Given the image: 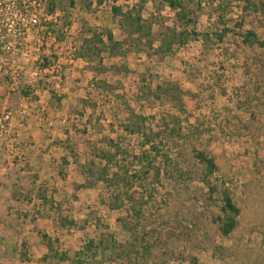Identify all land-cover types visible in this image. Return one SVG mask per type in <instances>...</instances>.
<instances>
[{
    "label": "rangeland",
    "instance_id": "rangeland-1",
    "mask_svg": "<svg viewBox=\"0 0 264 264\" xmlns=\"http://www.w3.org/2000/svg\"><path fill=\"white\" fill-rule=\"evenodd\" d=\"M51 1L53 11H47L52 21L28 28L19 53L6 54L0 45V65L2 60L6 63V71L0 70V109L16 110L24 105L27 111L21 127L19 118L14 120L12 149L0 165V264H58L53 257H46L40 234L54 237L52 219L59 208L75 220L74 227L65 230L56 245L62 250L71 254L78 251L94 236L98 218L119 244L130 242L123 224L124 211L110 210L102 203L106 197L102 183L95 190L78 187L82 177L70 155V151L75 152L79 163L93 160L91 145L104 137L119 136L118 125L126 118L114 94L98 89L97 81L105 80L115 87L137 113L157 116L158 103L140 88L145 80L152 86L169 80L181 89L187 112L195 109L190 94L196 90L183 64L197 61L202 44L175 54L157 51L161 35L176 23L175 13L162 0H146L141 7L138 0H102L100 5L93 0L89 8L90 0ZM180 1L199 31L209 25L210 9L219 2ZM112 6L132 11L145 26L151 24L154 44L139 54L111 56L104 52L98 67L101 71L96 72L95 62L78 57L77 52L87 28L110 30L118 41L124 38ZM13 29L9 21L0 23L4 44L11 42ZM36 54L40 58L35 59ZM240 82L238 72L229 81L228 92ZM201 100V109L194 116L212 118L214 111L233 107L230 100L216 94L210 97L203 93ZM193 121L194 117L190 118ZM123 140V146L131 142ZM209 149L219 162L220 172L215 176L225 180L241 213L229 238H221L210 226L202 230L207 231L210 246H220L222 253L214 254L212 246H207L194 255L201 264H264V144L250 137L222 136ZM62 157L67 165L62 164Z\"/></svg>",
    "mask_w": 264,
    "mask_h": 264
},
{
    "label": "trees",
    "instance_id": "trees-1",
    "mask_svg": "<svg viewBox=\"0 0 264 264\" xmlns=\"http://www.w3.org/2000/svg\"><path fill=\"white\" fill-rule=\"evenodd\" d=\"M138 1L140 7L146 2ZM162 1L175 13L176 23L161 35L157 51L175 54L202 44L197 61L183 64L196 90L190 94L195 109L187 112L181 89L169 80L154 86L145 80L140 88L158 103L157 116L137 113L115 87L97 81L98 89L114 94L126 118L118 125L119 136L91 145L93 160L79 163L75 152L70 155L82 177L78 187L95 190L102 183L106 191L102 203L124 211L123 224L131 240L119 244L98 218L94 236L71 254L56 247L64 231L75 224L59 208L52 219L54 237L40 234L46 257L58 264H201L194 252L207 246L214 254L223 252L220 246H210L211 239L202 230L210 226L221 238H229L238 225L241 209L225 180L216 178L219 162L209 148L222 136L250 137L264 144V0H219L210 9L204 31L197 29L180 0ZM47 9L53 11L51 0ZM111 11L124 38L118 41L110 30L87 28L77 52L95 62L96 72L101 71L104 52L139 54L154 44L151 24L143 25L130 10L112 6ZM238 72L240 85L231 86L229 93L228 83ZM203 93L225 97L233 107L214 111L212 118L194 116ZM126 138L131 142L123 146ZM61 161L67 165L66 157Z\"/></svg>",
    "mask_w": 264,
    "mask_h": 264
},
{
    "label": "built area",
    "instance_id": "built-area-1",
    "mask_svg": "<svg viewBox=\"0 0 264 264\" xmlns=\"http://www.w3.org/2000/svg\"><path fill=\"white\" fill-rule=\"evenodd\" d=\"M49 0H0V23L9 21L11 30V42L4 44V38H0L1 50L6 54L16 55L23 46L24 37L27 35L28 28H40L43 21H52L51 14H48L47 5ZM6 17V19H4ZM7 25V24H6ZM43 39V38H42ZM42 40H38L41 42ZM39 52V47L36 48ZM40 58L36 54L35 59ZM0 70H4V60L1 61ZM17 74V73H16ZM18 75V74H17ZM27 111L24 105L16 110L0 109V165L6 154L12 149L14 140L13 123L16 117L19 118L18 126L23 125V119L26 117ZM49 126L52 122H47Z\"/></svg>",
    "mask_w": 264,
    "mask_h": 264
}]
</instances>
